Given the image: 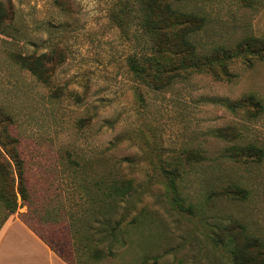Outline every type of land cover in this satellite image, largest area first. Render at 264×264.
<instances>
[{
  "label": "rangeland",
  "instance_id": "obj_1",
  "mask_svg": "<svg viewBox=\"0 0 264 264\" xmlns=\"http://www.w3.org/2000/svg\"><path fill=\"white\" fill-rule=\"evenodd\" d=\"M0 1L13 19L12 35H0V105L13 118L31 201L49 213L29 218L40 234L78 264H232L228 245L241 242L242 228L264 253V109L248 99L264 107V60L247 41L264 39V0H178L206 18L192 36L198 54L229 57L230 66L165 90L141 83L129 67L146 47L134 19L143 0ZM42 54L53 57L50 85L14 58ZM251 145L263 154L248 157ZM235 146L239 160L230 156ZM111 178L130 182V194L92 221V183ZM61 209L70 224L92 226L102 244L85 252L68 221H48ZM27 212L21 205L11 217ZM5 214L0 203V220ZM3 247L34 249L25 234ZM96 250L103 254L91 258ZM15 262L23 261L6 264Z\"/></svg>",
  "mask_w": 264,
  "mask_h": 264
},
{
  "label": "trees",
  "instance_id": "obj_2",
  "mask_svg": "<svg viewBox=\"0 0 264 264\" xmlns=\"http://www.w3.org/2000/svg\"><path fill=\"white\" fill-rule=\"evenodd\" d=\"M177 1L143 0L136 10L137 16L134 17V19L138 20L140 29L145 37L146 47L141 54H136L129 58V67L133 75L141 83L154 87V90H165L178 80H187L192 75L207 73V71H211V66L218 65L223 70L230 66L227 60L229 57L220 58L216 56L212 58L205 56L204 58L198 54L197 48L192 42V36L202 30L206 23V18L198 12L180 8L177 5ZM12 20V18H9L8 8L0 1V35L6 37L12 35V31H10ZM247 41L259 45V51H255L254 54L258 56V59L264 60V39L252 38ZM14 58L22 69L29 71L39 82L46 85L51 84L48 67L52 64V56L50 57L47 54L35 57L18 55L14 56ZM222 59H226L227 63ZM213 75L217 76V73L213 71ZM248 99L250 102L255 101L257 108L264 109L261 100H257L255 95H250ZM225 105L229 109L234 108L229 102L225 103ZM12 123V116L0 105V203L6 212L4 219L0 220V230L6 221L17 212L19 206L27 205L28 212L23 215L21 220L61 259L68 264H78L71 262L69 256L59 252L52 242L40 234L35 225L30 222L29 218L33 216L32 214L41 218L43 214L49 213L44 209L45 211L42 214L41 210H39L40 208L36 207L31 201L25 161L19 150V145H17L19 141L11 132L10 125ZM220 132L219 137L224 138V133ZM9 146H11V149ZM236 147L229 150L230 156H233L232 158L235 160H239L241 149L234 154ZM255 152L256 156L259 157L263 154L261 149L251 145L247 156L252 157ZM69 162L78 164L74 159H70ZM167 175L169 176V183L176 189L177 169L169 170ZM92 187H95V192L92 191V195L94 193L95 198L94 196L91 198L94 211V215L90 216L92 221L94 216L98 218L111 216L118 203L123 201L131 191L130 182H119L112 178L97 180L92 183ZM19 197L21 200L20 205L18 202ZM177 202L180 203V200ZM60 211L61 214L58 218L57 214L52 220H47L55 224H66V221H68L73 240L75 239V242H79L77 245H81V249L88 252L89 245L96 241V238L92 235V226L88 223H82L78 219H76L75 225L73 223L70 224L72 219L66 216V211L64 209ZM47 225L51 224L47 223ZM241 233V242L231 239L228 245L229 254L232 256V264H264V253L259 251L262 246L261 240L248 234L243 228ZM96 243L102 244L100 240L96 241ZM101 253V250H96L89 256L93 258V254L94 258H96V256L103 254ZM78 262L82 263L81 261Z\"/></svg>",
  "mask_w": 264,
  "mask_h": 264
},
{
  "label": "crops",
  "instance_id": "obj_3",
  "mask_svg": "<svg viewBox=\"0 0 264 264\" xmlns=\"http://www.w3.org/2000/svg\"><path fill=\"white\" fill-rule=\"evenodd\" d=\"M20 234H25L26 237L33 243L34 249H28L16 254L10 253L9 250L3 247L5 240L14 239ZM9 241V240H8ZM42 256H46L50 260V264H68L59 257L51 248L37 236L22 220L9 218L0 230V264H6L8 260L23 262H15L14 264H40Z\"/></svg>",
  "mask_w": 264,
  "mask_h": 264
}]
</instances>
